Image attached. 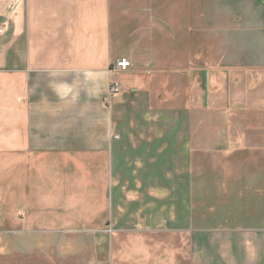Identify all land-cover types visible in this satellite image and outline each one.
Wrapping results in <instances>:
<instances>
[{"label": "crops", "instance_id": "crops-1", "mask_svg": "<svg viewBox=\"0 0 264 264\" xmlns=\"http://www.w3.org/2000/svg\"><path fill=\"white\" fill-rule=\"evenodd\" d=\"M187 5L164 53L110 0H0V264L106 227L93 264H264V0Z\"/></svg>", "mask_w": 264, "mask_h": 264}, {"label": "rangeland", "instance_id": "rangeland-1", "mask_svg": "<svg viewBox=\"0 0 264 264\" xmlns=\"http://www.w3.org/2000/svg\"><path fill=\"white\" fill-rule=\"evenodd\" d=\"M187 8H195L192 4L196 0H186ZM115 20L111 22V31L117 39L122 35L128 49H134L136 41L151 37V31L160 32L158 48L166 51L167 15L170 11L174 15L175 25L181 22L183 0H110ZM121 18V21H118ZM108 227L97 231H51L47 233L46 257L43 264H93L96 255L102 259L103 236L112 235ZM38 245L31 246L30 264H39ZM42 254V251H41ZM2 258V264H21L17 261L27 259L20 254ZM84 259L89 261L84 263Z\"/></svg>", "mask_w": 264, "mask_h": 264}, {"label": "bare ground", "instance_id": "bare-ground-1", "mask_svg": "<svg viewBox=\"0 0 264 264\" xmlns=\"http://www.w3.org/2000/svg\"><path fill=\"white\" fill-rule=\"evenodd\" d=\"M95 3V2H94ZM96 4V3H95ZM101 3H100V1H99V5H100ZM82 6V5H81ZM95 6H98V5H95ZM94 6V7H95ZM102 6V5H101ZM81 8V7H80ZM96 8V7H95ZM103 8V7H102ZM105 8V7H104ZM82 9V8H81ZM97 9H98V7H97ZM85 10V9H84ZM81 11V10H80ZM80 11H78V12H80ZM82 11H83V9H82ZM99 11V10H98ZM103 11V10H102ZM102 11H100V13H99V16L101 15V13H102ZM97 32V31H96ZM97 35V34H96ZM80 37H82V36H80ZM98 42V41H97ZM97 45V44H96ZM102 46H103V42H102ZM97 47V46H96ZM77 48H78V45H77ZM81 48V47H80ZM103 49V48H102ZM133 51V50H132ZM8 104H9V102H8ZM1 109V108H0ZM2 110V109H1ZM1 115V114H0ZM2 121H3V119H2ZM1 124V123H0ZM4 127V126H3ZM11 128V127H10ZM2 129V128H1ZM9 129V128H8ZM14 131H16V130H14ZM13 133V132H12ZM2 134V133H1ZM16 134V133H15ZM10 134H8L7 136H9ZM18 135V134H17ZM17 135H16V137H17ZM1 136H3V134L1 135ZM14 136V135H13ZM16 137L14 138V139H16ZM6 139L4 136L2 137V139ZM0 139H1V137H0ZM10 140L11 139H7V141H9L10 142ZM22 140V139H21ZM4 141V140H3ZM20 141V140H19ZM18 141V143L20 144L21 142H19ZM15 142H17V141H15ZM2 143V142H1ZM7 144V143H6ZM17 144V143H16ZM18 145V144H17ZM9 150V149H8ZM8 152V151H7ZM9 153V152H8ZM11 155V154H10ZM9 155V156H10ZM6 157V156H5ZM4 157V158H5ZM14 157V156H13ZM17 157V156H16ZM7 158V157H6ZM8 158H10V157H8ZM15 158V157H14ZM12 160H13V158H12ZM1 162V161H0ZM3 162V161H2ZM9 162H12V161H9ZM8 164V163H7ZM9 165V164H8ZM3 166H4V164H3ZM6 168V167H5ZM18 168V167H17ZM4 173V172H3ZM6 180V179H5ZM16 181V180H15ZM52 184V183H51ZM55 184H57V183H55ZM1 186V185H0ZM55 188V187H54ZM18 189H19V187H18ZM49 191H50V189H49ZM44 192H41V194H43ZM45 193H47V192H45ZM45 193L43 194V195H45ZM48 194V193H47ZM38 195V194H37ZM49 195V194H48ZM45 197H47V196H45ZM48 198V197H47ZM16 200V199H15ZM28 200V199H27ZM30 201H32V200H30ZM46 201V200H45ZM41 202V201H40ZM15 203V202H14ZM34 204H35V202H33ZM41 203H43V202H41ZM32 204V203H31ZM44 204H45V202H44ZM48 204V203H47ZM70 204V203H69ZM39 205H41V204H39ZM49 205V204H48ZM58 205V204H57ZM63 205V204H62ZM70 205H73L72 204V202H71V204ZM36 206V205H35ZM75 206V205H74ZM15 207V206H14ZM37 207V206H36ZM35 207V208H36ZM50 207V206H49ZM58 207V206H57ZM70 207H73V206H70ZM35 208H33V209H35ZM38 208H39V206H38ZM37 208V209H38ZM29 209H32V208H29ZM47 209V208H46ZM36 210V209H35ZM49 210H50V208H49ZM48 210V211H49ZM51 210H53V209H51ZM41 211H43V210H41ZM55 211V210H54ZM35 212V211H34ZM57 214V213H56ZM31 215V214H30Z\"/></svg>", "mask_w": 264, "mask_h": 264}, {"label": "built area", "instance_id": "built-area-1", "mask_svg": "<svg viewBox=\"0 0 264 264\" xmlns=\"http://www.w3.org/2000/svg\"><path fill=\"white\" fill-rule=\"evenodd\" d=\"M117 68L121 71H126L130 67V62L126 59H121L116 64ZM111 93H117L119 91V86L117 83H112L110 87Z\"/></svg>", "mask_w": 264, "mask_h": 264}]
</instances>
